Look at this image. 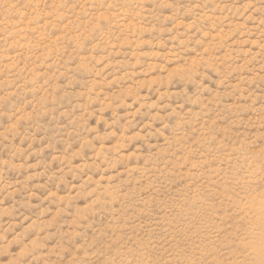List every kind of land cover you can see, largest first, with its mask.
<instances>
[{"label": "rangeland", "instance_id": "rangeland-1", "mask_svg": "<svg viewBox=\"0 0 264 264\" xmlns=\"http://www.w3.org/2000/svg\"><path fill=\"white\" fill-rule=\"evenodd\" d=\"M0 264H264V0H0Z\"/></svg>", "mask_w": 264, "mask_h": 264}]
</instances>
